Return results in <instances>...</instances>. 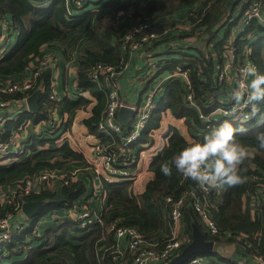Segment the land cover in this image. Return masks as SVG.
Segmentation results:
<instances>
[{
    "label": "trees",
    "instance_id": "16d2710c",
    "mask_svg": "<svg viewBox=\"0 0 264 264\" xmlns=\"http://www.w3.org/2000/svg\"><path fill=\"white\" fill-rule=\"evenodd\" d=\"M199 1L80 0V4L75 6V0H0V15L8 19L10 33L17 34L14 45L0 56V79L22 75L29 62L38 57L44 46L77 42L81 38L87 39L88 44L83 50V55L78 58L77 85L89 91L95 97L96 103L91 109V115L85 118L83 123L97 139L111 143L112 138L101 137L96 127L104 116L108 97L101 82L91 81V72L98 63L111 65L116 71L122 70L129 53V42H123L127 33L148 21L151 26L143 32H155L163 36L178 23L171 17L173 13ZM251 1L247 0L241 7L239 0H205L196 11H191L187 15L186 21L190 25V30L180 36L194 40L187 45L176 47L174 51L168 48L167 55L171 54L172 57L165 60V66L158 73L173 70L176 66L187 70L196 107H190L184 101V88L178 79L168 80L165 87L163 86L162 94L157 98L156 108L136 143L140 146L134 154L136 158L143 150L141 145L152 142L150 132L159 127L161 112L167 108L174 116L184 118L195 140L202 139L206 131L222 122L221 120L213 122L209 124V128H206L199 117V112L206 115L210 110L221 105L218 97L224 91L222 84L224 80L218 81L215 66L220 65L230 31L238 25L240 14ZM70 8L73 10L72 16L69 14ZM237 8H239L238 12H236ZM102 17L108 18V21L104 22ZM162 17L168 19L163 20ZM262 32L264 27L252 20L245 31L237 34L233 39L232 47L236 55H242L244 47L249 46L248 59L255 62L259 70L264 72V36H258V33ZM158 41L159 39H156L151 45H155ZM50 83L51 71L45 69L28 92H13L3 96L16 100L41 89L38 112L26 111L23 114V117L30 118L33 123H39L46 121L50 111L59 105V102L50 98L52 94ZM64 102L70 113L89 104L86 98L76 101L67 99ZM257 103L261 110H264V101ZM20 122L21 120H8L0 125V140L8 141ZM247 124L249 126L247 132L236 134L242 143L250 146L255 152L254 157L241 166L244 182L226 186L225 192L221 195H209L211 218L221 234L228 232L231 236L207 235L202 229L190 198H186L182 207L183 222L189 236L182 248L191 241L193 225H196L205 238L214 243L210 256L229 263L233 261L220 255L219 248L231 243L242 244L236 238L241 233L247 236V240L251 241L258 254L264 253V204L255 207L253 217L249 208L243 204V197L248 198L256 190L255 183L250 182L251 177L256 174L264 180V150H257L254 140L256 132L264 130V124H256L255 118ZM168 134L167 145L149 163L154 176L146 183L141 193L138 195L132 193L130 180L107 182L102 179V189L106 196L101 212L102 224L80 229L77 225L78 220L67 218L61 224L52 225V221L48 219L40 230V237H43L40 241L38 240L40 237H37L31 244L25 242L24 230L14 234L9 242L3 244L0 247V264H98L97 243L104 230L113 221L118 225L133 226L143 233L144 238L154 239L162 229L165 213H168L170 208V205L164 202L165 195L171 193L177 197L187 188L195 186L198 188L195 181L185 179L175 171L171 176H165L160 171V164L187 144L176 128L169 126ZM33 142L35 143L27 145L28 154L17 159L13 158L10 163L0 164V187L13 186L41 170L54 169L62 165L63 161L59 156L70 160L82 159V156L72 150L66 142L59 146L50 145L49 148L44 145L53 144V139L43 138ZM118 143L119 138L115 137L113 148H117ZM55 156L58 159L52 160ZM85 190L84 183L75 180L62 184L57 190L42 187L37 193L16 194L14 202L19 205L26 201L43 202L37 215L29 220L33 226L41 214L66 211L74 206L78 208L83 202L81 197ZM9 213H16L14 203L0 207V218L6 217ZM258 234L259 239L255 237ZM108 237L111 241V237ZM165 239L166 237L160 240L163 242ZM245 249L250 254V249Z\"/></svg>",
    "mask_w": 264,
    "mask_h": 264
},
{
    "label": "built area",
    "instance_id": "2783aa9c",
    "mask_svg": "<svg viewBox=\"0 0 264 264\" xmlns=\"http://www.w3.org/2000/svg\"><path fill=\"white\" fill-rule=\"evenodd\" d=\"M79 4L80 0H75V6ZM72 13L73 10L70 8L69 14L71 16ZM252 20H255L264 27V0H252L249 3L240 14V24L234 27L232 36L235 38L237 34L244 32L246 26ZM150 26V22L147 21L124 36L123 42H129L128 54L136 52L146 45H151L158 39L159 35L155 32H143ZM260 35L264 36V32L258 33V36ZM16 38V32L10 33L8 19L0 15V50L2 55L14 45ZM189 42H192V38H184V42L179 46L187 45ZM176 47L174 49H176ZM139 51H141V49ZM248 52L249 46H245L244 53L242 54L243 58L241 61L237 62L235 66V86L238 79H240L239 68L249 60L247 57ZM78 58L79 56L76 57L77 66L79 62ZM127 62L128 57L123 68L126 66ZM45 69L51 70L52 68L47 61L36 59L29 62L27 69L22 75L0 79V125L8 120H21L17 130L13 131L8 141L0 140V164H5L2 162L3 159H17L24 154H28L27 145L31 141V136L29 137L26 135V128L32 124L30 118L23 117V114L28 111L26 106V99L28 96L12 100V98H6L3 95L13 92H28L33 88L38 76ZM227 69V64L224 69H221L218 65L216 66L217 79L219 82L225 80ZM116 74H118V71H116L115 67L101 63H98L90 74L92 82L102 83L108 97V104L104 116L96 126L97 130L101 137L108 136L112 138L111 143H106L98 139L92 145L91 165L95 174L107 182L127 180L134 182L136 179L134 172L140 159V154L137 158L134 155L136 149L140 147L136 145V143L151 117L153 110L156 108L157 98L162 94L164 88L161 85V81L157 82L155 80H150L148 86L147 83L145 85V91L141 102L127 104L119 97V85L117 81H115L117 79ZM165 79H178L184 88V101L188 106L196 107L187 70L180 66H176ZM50 86L53 88V81H51ZM50 98L55 101L57 100L54 92L51 94ZM231 103L230 93L227 102L221 103L219 107L210 110L208 114L205 115L199 112V117L205 123L206 128H209V124L213 122L225 119L226 117L223 115V112L226 108L230 107ZM121 106H127L132 109L131 118L126 126H123L117 120V111ZM53 111L54 109L50 111L49 118L44 122L45 127L43 131H45V138H56V140L59 141L65 139V137L62 134L56 136L59 124L54 120ZM163 112L164 110L161 113ZM36 137L39 140L43 139L42 136ZM115 137L119 138L117 148H113ZM71 175V172H65L64 170H41L30 178L23 179L19 183L13 185L12 188L0 187V207H4L7 203H14V208L16 209L15 214L9 213L6 217L0 218V247L6 242H9L14 234H19L24 230V241L31 244L34 238L41 236L40 230L48 219L52 221V225L61 224L67 218L78 220L79 223L77 225L80 229H85L92 225L93 227H97V225L102 224L101 214L94 215L84 203L78 207L80 211H78L77 206H74L66 211H53L41 214L37 217L33 226H31L29 219L22 214V205L14 202L16 194L26 195L37 193L42 187L52 188L53 181H58L60 186L62 184H68L73 181ZM250 182H254L256 185V190L251 193L252 204L255 208L256 206L264 204V180L254 174ZM197 186L198 188H196V186L187 188L177 197L171 193L165 195L164 202L170 205L167 216L172 226V231L171 235L167 236L163 242H161V240L154 241L144 238L143 233L133 226L118 225L115 221L111 222L104 230L102 237H100L97 243L96 251L99 252V255H97V263L169 264V262L179 254L183 244L188 240L186 234L180 233V226L183 224L182 207L186 198H190L191 204L199 216L202 229L207 235L212 236L219 234L218 236H231L228 232L226 234H221L219 232L217 224L211 218L209 209V195H220L224 190V186L210 188L202 186L199 183H197ZM21 217L23 220H21ZM27 228H30V230H26ZM108 236L111 237V241L108 240ZM255 237L259 239L260 235L258 234ZM236 238L245 248L250 249V256L254 264H264V253L258 254L256 248L253 247L251 241L247 240L245 234L241 233L237 235ZM41 239H43V237H40L38 240L40 241ZM213 261L214 259L210 255H195L187 259L183 264H211Z\"/></svg>",
    "mask_w": 264,
    "mask_h": 264
},
{
    "label": "crops",
    "instance_id": "0c3cea01",
    "mask_svg": "<svg viewBox=\"0 0 264 264\" xmlns=\"http://www.w3.org/2000/svg\"><path fill=\"white\" fill-rule=\"evenodd\" d=\"M203 1L205 0H200L193 5L183 7L182 9L173 13L171 17L178 23L175 27L164 33L163 36H159V41L155 45L142 47L140 48L141 51H139V49L136 52H131L130 54H128V62L122 70L118 71V74H116L117 79L115 80L119 85V97L123 102L127 104L140 103L145 90V85L147 83L148 86L150 80H155L157 82L161 81V85L165 87L166 83L169 80L165 78L170 74L172 70H164L159 73L158 71L163 66H165V60L168 57H172L171 54L167 55L168 48L170 49V51H174V48L176 46H179L184 42V38H182L180 34L190 30V25L188 21H186V17L191 11H196L203 3ZM246 1L247 0H239V6L242 7L243 3H245ZM238 11L239 8L236 9V12ZM162 19L165 20L168 19V17H162ZM106 20L108 21V18H106ZM239 24L240 22L238 23V25ZM233 29L234 28H232V30L230 31L225 45V50L219 63L220 65H218L221 69H224L226 67V64L228 65L227 74L225 75L226 78L222 83L224 91L220 95V97H218V102L220 104L223 102H227L231 90L235 87V66L237 62L241 61L243 58L241 54L236 55L235 50L232 47V42L234 39V37L232 36ZM193 39L194 38H192V41ZM87 44L88 40L81 38L77 42L71 41L65 44L47 45L42 47L40 54L34 60L43 59L44 61H47V63L52 68L50 70L52 76L51 81H53L52 93L54 92V95L57 98L56 101L59 102V105L54 108L53 111L54 120H56L59 124L56 136L62 134L65 137V139L59 141L56 140V138H51L55 139L53 140V143L58 142V144L46 143L44 146L46 148H49L50 145L59 146L62 143L66 142L72 150L82 156V159L80 160H70L59 156L63 161V164L57 166L54 169L71 172L73 181L79 180L84 183L86 190L81 197L83 200L82 204L85 203L89 207V211L96 215L101 214L106 202V196L103 192L101 184L102 179L95 174L91 165L92 145L98 139L88 131L87 127L83 123V120L91 115V109L96 103V99L90 94L89 91L78 87L76 75L78 68L76 57L83 55V50L85 49V46ZM192 52L194 53V51ZM0 56H2L1 50ZM37 90H40L41 97L42 90ZM80 98L88 99L89 104L86 107L77 108L72 113H70L64 105V100L68 99L76 101ZM44 122L45 121L39 123L32 122L31 126L26 128V135H28L29 137L31 136V141L29 144L35 143L33 142L34 140H39L36 136H42V138H45V131H43L45 127ZM169 126L176 128L185 138L187 143L191 140H195V138L190 134L184 118L176 117L168 108L165 109L164 112L161 113L159 127L153 129L150 132V136L153 139L152 142L150 144L145 143L142 145L143 150L140 153V159L134 172L136 175V179L134 180V182H132V193L134 195H138L139 193H141L144 190L146 183L153 178L154 174L149 167V163L167 145L169 137ZM161 145H164V147L161 148ZM149 147H156L154 149V151H156L153 153V155L150 154L151 156L144 151ZM56 158L57 157L55 156L54 158H52V160ZM12 160L13 159H3L2 162L10 163ZM59 187L60 183L58 181L52 182L53 190H57L59 189ZM10 188H12V186H10ZM225 190L226 186H224V190L221 192V194H223ZM243 204L249 208L250 214L253 217L255 208L252 204V198L250 195L248 198H246L245 196L243 197ZM171 231L172 226L168 220L166 212L162 229L157 233L156 237L151 240L159 241L161 238L170 236ZM180 233L186 234L187 238L189 237L184 222L182 226H180ZM224 246L225 247L219 248L220 255L231 259L234 264H254L252 257L247 253L242 244L231 243ZM97 255H99L98 251H96V258ZM211 257L214 259L211 264H233L232 262L229 263L227 261L219 260L213 256Z\"/></svg>",
    "mask_w": 264,
    "mask_h": 264
},
{
    "label": "clouds",
    "instance_id": "9594fccd",
    "mask_svg": "<svg viewBox=\"0 0 264 264\" xmlns=\"http://www.w3.org/2000/svg\"><path fill=\"white\" fill-rule=\"evenodd\" d=\"M239 75L240 79L231 90L232 103L223 112L226 118L206 131L202 139L189 141L165 159L160 164L165 176L175 171L185 179L210 188L244 182L241 166L252 159L255 152L236 134L247 132V122L253 118L256 124H264V110L257 103L264 101V72L248 60L239 68ZM254 140L255 148L264 150V130L256 132Z\"/></svg>",
    "mask_w": 264,
    "mask_h": 264
},
{
    "label": "water",
    "instance_id": "95a60500",
    "mask_svg": "<svg viewBox=\"0 0 264 264\" xmlns=\"http://www.w3.org/2000/svg\"><path fill=\"white\" fill-rule=\"evenodd\" d=\"M40 97V90L33 91L26 99L27 110L32 113L38 112V99ZM132 115V109L127 106H121L117 111V119L126 126ZM43 202L26 201L22 204V214L27 219L34 218L41 209ZM213 251V241L207 240L203 232L198 226L193 225L191 233V241L185 245L178 255H176L169 264H183L187 259L195 255H210Z\"/></svg>",
    "mask_w": 264,
    "mask_h": 264
},
{
    "label": "rangeland",
    "instance_id": "374dc122",
    "mask_svg": "<svg viewBox=\"0 0 264 264\" xmlns=\"http://www.w3.org/2000/svg\"><path fill=\"white\" fill-rule=\"evenodd\" d=\"M102 19H103L104 22H105V20H106L105 17H102ZM49 144H50V143H49ZM53 144H58V142H54ZM156 147H157V146H156ZM156 147H155V148H156ZM155 148H151V147H149V148H147V149L144 150V151H145L147 154H149V155H150V154L153 155V153L156 151V150L154 151ZM151 155H150V156H151ZM154 156H155V155H154ZM154 156H153V157H154ZM21 220H23L22 217H21Z\"/></svg>",
    "mask_w": 264,
    "mask_h": 264
}]
</instances>
